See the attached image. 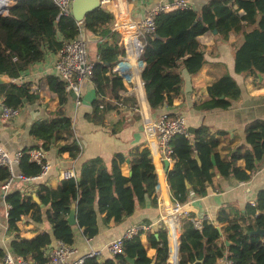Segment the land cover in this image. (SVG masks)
Here are the masks:
<instances>
[{"label":"trees","instance_id":"1","mask_svg":"<svg viewBox=\"0 0 264 264\" xmlns=\"http://www.w3.org/2000/svg\"><path fill=\"white\" fill-rule=\"evenodd\" d=\"M113 20V14L104 6L88 12L78 24L72 16H58L53 0H16L6 14L0 15V75L10 79L0 84V100L14 109L34 101L36 92L29 82L18 84L12 80L42 61L47 53H56L64 40L78 35L80 27L94 35L119 38L111 32ZM213 29L222 38L230 33H242L243 39L234 50L236 72L253 78L264 74V0H206L199 9L159 12L155 16V32L147 39L139 58L141 79L151 109L171 105L180 96L183 69L189 74L200 71L206 61L200 36ZM107 42L97 43L100 59L95 62L91 79L96 97L91 101V111L85 113L87 120L101 125L105 124L107 112L117 107L109 98L121 99L127 106L137 104L117 69L116 49ZM47 82L59 106L47 118L34 121L29 134L43 151L58 143L59 152L67 151L75 158L81 147L74 135L72 120L64 112L68 95L64 80L51 74ZM206 91L207 99L198 106L204 110L227 108L240 98V88L228 73L211 82ZM110 128L111 133H116L120 123H112ZM224 134L201 124L188 129V135L172 136L173 165L166 174L172 200L183 203L190 193L207 194L209 186L215 187L213 179L217 172L225 178L248 181L264 165V119L246 125L244 134L248 145L234 146L231 141L221 144L220 137ZM34 147L22 149L19 171L25 176L40 172V166L29 159V150ZM195 154L204 161V166ZM126 163L129 173L122 169ZM76 174V178L61 179L55 187L42 182L31 192L11 187L5 194L4 201L9 205L6 218L9 247L31 264H46L45 249L56 240L72 245L76 230L92 238L98 233L100 222L106 226L110 221L120 223L137 205H144L146 199L153 206L158 205V175L147 142L127 154L114 153L110 168L101 156L88 158ZM9 176L8 169L0 167V182L4 183ZM72 205L76 206L75 225L67 220ZM215 221L203 220L198 229L189 219H182L178 264L195 260L196 264H223L224 258L231 260L230 264H264V236L247 232L257 226L264 228V189L259 190L255 205L248 204L244 214L231 218L226 208L221 207ZM22 222L34 223L29 236L21 234ZM45 223L50 230L40 231L39 225ZM148 247L153 253L148 252ZM170 253L168 226L161 221L156 230H139L125 238L122 250L114 256L86 257L83 264H150L153 259L154 264H170ZM3 254L0 246V259ZM127 257L134 259V263ZM172 261L176 263L175 257Z\"/></svg>","mask_w":264,"mask_h":264},{"label":"crops","instance_id":"2","mask_svg":"<svg viewBox=\"0 0 264 264\" xmlns=\"http://www.w3.org/2000/svg\"><path fill=\"white\" fill-rule=\"evenodd\" d=\"M158 1L120 0L113 11L106 10L113 14L114 19L116 16L139 18L144 16L148 9ZM204 2L206 0H190L191 7L195 9H199ZM200 39L206 59L200 71L189 74L183 69V84L180 96L175 97L171 105L164 104L158 109H151L146 100L141 79L142 64L140 60L137 62L131 60L126 64L123 60L125 51L119 45L120 35L117 39L108 36L106 41L116 49L114 51L117 52L115 58L118 61L117 67L120 71L126 70L129 73H131L130 70L135 71V76L130 81L123 80V83L127 92L135 97L140 110L123 109L120 113L119 109H111L106 114L105 124L101 125L89 121L85 117V113L91 111L92 99L96 97L93 82L86 81L83 84L82 104L76 110L74 95L68 91L67 101L63 108L65 114L72 120L74 135L81 147L80 153L77 157L71 158L67 151H58V143H53L48 150L43 151L45 158L51 164L49 172L41 178H35L26 183L14 180L11 187L20 188L27 192H31L35 185L42 182L55 187L62 179V169L74 166L77 171L84 160L94 156H101L107 167L110 168L114 153L123 152L127 154L135 146H143L147 142L142 124L143 111L152 117H157L163 113L174 116L183 115L188 129L204 124L211 131L225 132L220 137L221 144H228L231 141L234 146L248 145L244 134L246 125L253 120L264 119V74H260L258 78H253L235 71L234 50L243 39L242 33H230L226 38H222L217 31L211 30L203 33ZM120 49H123V52ZM119 50L120 53L118 54ZM96 52L97 44H92L90 53L94 56ZM56 56L57 52L47 53L42 61L32 64L19 78L12 80L18 84L29 82L31 88L36 92V99L32 102H25L18 112L8 120L3 121L0 117V144L9 151L22 150L30 146L40 147V143L29 134V128L34 121L47 118L59 106L58 98L50 91L47 82V76L55 74L51 66ZM225 73L230 74L237 82L240 88V98L233 100L227 108L207 110L199 108L198 106L207 99V86ZM6 78L10 80L8 77ZM117 121L120 123V130L111 133L110 125ZM152 157L158 175V205L153 206L146 199L144 205H137L134 212L122 222L114 223L110 221L107 226L100 222L99 231L92 238H86L80 230H76V240L72 245L78 255H85L91 250H101L102 256L99 258L104 259L109 257L107 256L106 245L116 237L123 235L127 227L136 224H151L150 230L158 228L165 204L172 200L166 174L172 167L173 162L169 163L168 169L165 171L163 161H159L153 154ZM200 163L204 166L203 160H200ZM122 169L124 172H130L127 163L122 166ZM213 182L215 187L209 186L207 194L203 196L190 193L188 199L184 202V206L192 216L216 223L215 220L221 207H225L228 215L235 218L245 213L247 205L251 204V201H256L259 190L264 189V165L248 181H240L231 177L225 178L217 172ZM2 185L3 183L0 182V246L3 242L9 245L10 239L3 230L6 218L4 216V201L1 196ZM34 226V223L22 222L21 234L29 236ZM39 228H41L40 231L42 229L50 230L47 223L40 224ZM142 238L145 239L144 236ZM147 249L149 253H153L152 248L148 247ZM173 257H175V264H177L178 256H176L174 250L171 256L172 264Z\"/></svg>","mask_w":264,"mask_h":264},{"label":"built area","instance_id":"3","mask_svg":"<svg viewBox=\"0 0 264 264\" xmlns=\"http://www.w3.org/2000/svg\"><path fill=\"white\" fill-rule=\"evenodd\" d=\"M58 7V16H72L71 1L72 0H53ZM120 0H100L101 6L113 11ZM16 0H0V15L6 14L9 7ZM191 7L190 0H159L151 6L144 16L139 18H129L124 16H116L111 27V32H117L120 35L119 45L125 51L123 56L124 62H137L145 48L147 39L155 32V16L159 12L171 11L178 8ZM80 24L81 22H77ZM107 40V36L94 35L85 31L80 27L76 37L64 40L62 46L57 51V56L51 66L52 71L59 75L64 80L65 89L74 95L75 110L82 104V88L86 81H91L93 76V68L95 62L100 59L96 52L92 56L91 45L102 43ZM117 69H119L117 67ZM120 70V69H119ZM120 71L123 80H131L135 76V71ZM143 82V81H142ZM136 88V86H134ZM116 104L115 109H129L131 111H139L137 104L125 105L121 99L109 98ZM1 119L8 120L14 116L19 109L11 108L5 105L0 100ZM142 124L145 132L147 143L152 154L159 160L166 159L169 163L172 162V145L171 138L175 134L188 135V127L186 119L183 115L171 116L167 113L160 114L157 117H152L149 114L142 112ZM23 151H9L0 144V167L7 168L9 178L2 185V200L4 201L5 194L10 189L14 180L28 182L35 178L45 176L50 168V162L45 158L41 148H32L29 150V159L40 166L39 174L35 176H25L19 171L20 159ZM77 171L74 166L64 168L61 171L62 179L76 178ZM251 205H255V201H251ZM4 216L7 218L9 205L4 201ZM185 208L184 202L180 203L176 200H170L165 204L164 212L160 217V221L167 224L169 236L171 239V251L173 250V242L181 234L182 219H189L193 226L200 229L202 227V218L194 217ZM151 224H136L126 228L123 235L116 237L106 245L107 256L112 257L119 253L123 248L125 238H130L139 230L149 229ZM3 230L6 233L7 223L3 224ZM1 247L4 254L0 259V264H31V262L21 255L14 253L8 244L3 242ZM47 258L46 264H83L84 259L90 256L101 257V250H91L85 255H78L73 245H68L60 240H56L52 245L45 249ZM225 264H230L231 260L222 259Z\"/></svg>","mask_w":264,"mask_h":264},{"label":"water","instance_id":"4","mask_svg":"<svg viewBox=\"0 0 264 264\" xmlns=\"http://www.w3.org/2000/svg\"><path fill=\"white\" fill-rule=\"evenodd\" d=\"M100 7H101L100 0H72L71 1L72 17L75 19V21L82 22L84 17H85V15L88 12L93 11L94 9H97V8H100ZM213 31L216 32L217 30L213 29ZM155 37L159 38L160 36L158 34H155ZM6 81H8V79L6 77L0 75V84L4 83ZM195 157L197 158V160L200 163V159H199L197 154H195ZM211 159L213 160V162H215L214 154L211 155ZM128 161H129V159H127V162ZM163 164H164V169L166 171L168 169L169 162L166 159H164L163 160ZM186 185L189 186V183L186 182ZM32 196H33V198H34V200L36 202H38V203L40 202L39 198L36 196L35 193H33ZM67 220H68V222L71 225L77 224V220H76V206L75 205H72V207L70 209V212H69V214L67 216ZM247 232L251 233V234H256V235H259V236H264V228L258 227V226L255 227L254 229L247 230ZM226 242L228 243V241H226ZM173 250L175 251L176 256H178V241H176V239L173 242ZM172 251L170 253V259H171V256H172ZM178 258H179V256H178ZM178 258H177V264H178ZM127 259L131 263H134V259L129 258V257H127ZM154 262H155V260L153 259L150 264H154ZM196 262L197 261L195 260L194 262L189 263V264H196ZM223 264H225V263H223Z\"/></svg>","mask_w":264,"mask_h":264},{"label":"rangeland","instance_id":"5","mask_svg":"<svg viewBox=\"0 0 264 264\" xmlns=\"http://www.w3.org/2000/svg\"><path fill=\"white\" fill-rule=\"evenodd\" d=\"M0 216H1V214H0ZM0 223H1V221H0ZM171 249H172V248H171ZM170 264H172V263H171V259H170Z\"/></svg>","mask_w":264,"mask_h":264}]
</instances>
